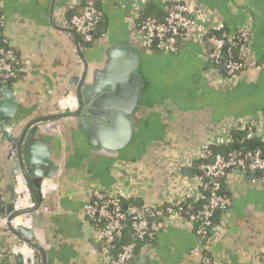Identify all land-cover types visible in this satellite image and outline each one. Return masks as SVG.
<instances>
[{
  "label": "crops",
  "instance_id": "0c3cea01",
  "mask_svg": "<svg viewBox=\"0 0 264 264\" xmlns=\"http://www.w3.org/2000/svg\"><path fill=\"white\" fill-rule=\"evenodd\" d=\"M151 1L154 14L162 10L161 4ZM196 1L207 10L213 26L223 24L231 33L246 28V58L264 65V0ZM134 3L102 2L101 35L93 47L81 48L70 29L71 17L81 11L78 0H0L6 20L0 43L12 47L21 62L11 85L18 102L15 120L25 116L23 125L56 120L62 99L75 103L82 81L88 86L104 71L109 49L124 45L143 51L131 27ZM204 50L188 42L177 54L144 51L139 65L142 101L134 118L133 135L138 137L117 155L92 148L77 118L61 119L60 137L46 135L37 141L35 157L47 150L55 175L44 182L42 203L26 227L34 230L37 243L47 247L48 264H108L112 259L104 253L98 225L86 215L93 189L164 207L191 190L194 162L208 145L227 141L233 129H249L251 138L264 140V67L215 85L207 74ZM4 136L0 132V204L9 203L13 168ZM188 166L195 169L193 177L183 173ZM225 188L231 206L209 243L204 245L184 218L158 219L153 225L154 242L136 245L133 264H201L197 250L212 264H261L264 177L232 171ZM0 244L3 253L10 255L8 264H14L11 238L1 234Z\"/></svg>",
  "mask_w": 264,
  "mask_h": 264
},
{
  "label": "built area",
  "instance_id": "2783aa9c",
  "mask_svg": "<svg viewBox=\"0 0 264 264\" xmlns=\"http://www.w3.org/2000/svg\"><path fill=\"white\" fill-rule=\"evenodd\" d=\"M78 1L81 11L71 17L70 29L86 44L94 43L95 31L104 16L100 4L104 1H112L116 5L122 6V0ZM155 1L162 5V10L165 12L160 17L146 16L151 4H153L151 0H136L131 9L132 31L145 52L177 54L184 44L188 42L198 43L205 48L204 56L207 62L211 64L207 74L215 85H225L240 73L264 67V65L246 58L244 52L249 40V32L246 28L237 31L239 40L245 44L240 52L242 59L240 61L234 60L231 49L227 51L229 59L224 52L225 40L216 35L208 36L210 30L219 32L224 30L225 26L223 24L213 26L210 23L212 19L207 10L200 6L196 0ZM5 24L6 20L1 17L0 28L4 27ZM20 64L17 52L7 44L0 43V84L2 86H11L15 82ZM219 66L223 67L225 74L219 71ZM60 103L61 111L71 105L65 99H62ZM231 142L229 135L227 141L213 144L223 146ZM208 147L209 145L201 151L196 161L211 155ZM200 169L204 172V177L196 174L190 185L191 190L174 202L168 200L164 207L124 206L121 201L124 197L93 189L90 203L86 207V215L99 227L98 236L103 245L104 253L109 254L110 248L113 245L117 246V241L123 236L127 228L130 229L132 237L137 242L148 243L155 237L150 220L155 218L167 220L174 215L186 219L193 225L199 239L209 243L212 240L213 232L216 230L211 225L213 216L217 211H227L231 206L230 197L221 192L222 179H227L228 174L232 171L245 174L257 172L261 174V177H264V157L261 152L234 153L227 158L218 155L214 162L202 164ZM21 184L25 186L23 180L18 178L16 181L15 210L33 209L31 194L26 186L23 190L19 189ZM193 204L202 205L195 212ZM32 214L33 212L21 215L13 220H10L8 215L0 214V235H8L11 238L13 241L12 256L21 254L25 259V264H27V260L31 261L30 264H35L34 254L36 251L20 239L10 229V226L13 229L19 226H27L31 223ZM210 230H213L211 235L209 234ZM136 245V243L130 242L117 246V253L108 264H133ZM196 255L201 257V264H212L211 259L203 257L198 250ZM0 264H4L1 252ZM261 264H264V246Z\"/></svg>",
  "mask_w": 264,
  "mask_h": 264
},
{
  "label": "water",
  "instance_id": "95a60500",
  "mask_svg": "<svg viewBox=\"0 0 264 264\" xmlns=\"http://www.w3.org/2000/svg\"><path fill=\"white\" fill-rule=\"evenodd\" d=\"M74 35L75 32H72ZM77 36V35H76ZM145 50L131 46H114L108 50V60L104 71L94 76L93 83L84 86L85 79L75 94V103L60 111L56 120H38L23 125L25 116L15 120L18 112V102L15 101L11 86L0 84V132L5 133L3 141L9 145L8 160L13 161L11 180L9 184V203L1 202L2 214L8 215L10 220L21 215L30 214L38 210L42 203V189L46 180L54 177V163L51 154L46 151L40 157H35L37 141L44 140L46 135H62V120L77 118L82 133L86 134L89 145L98 152L106 155H117L134 142L135 113L142 101L143 79L139 74V65ZM3 124H9L3 127ZM139 126V125H138ZM43 134V135H42ZM42 143V142H41ZM186 177H193L195 169L185 167ZM20 178L28 188L33 209L15 210L17 200L16 181ZM10 229L31 248L35 249V264H48L46 250L36 242L34 230L19 226ZM121 244V241H118ZM117 253V246L110 248L111 258ZM27 264L31 261L27 260ZM14 264H25L21 254L14 256Z\"/></svg>",
  "mask_w": 264,
  "mask_h": 264
},
{
  "label": "trees",
  "instance_id": "16d2710c",
  "mask_svg": "<svg viewBox=\"0 0 264 264\" xmlns=\"http://www.w3.org/2000/svg\"><path fill=\"white\" fill-rule=\"evenodd\" d=\"M101 7V4H100ZM153 10H155V7L153 4H151L150 9L147 11L146 16H156V17H160L162 15H164V11L159 9L158 13H153ZM3 15L0 13V18ZM104 21L105 18L103 16L101 22L99 23V25L97 26V29L95 31V42L91 43V44H86L84 41L81 40V38H79V44L81 46V48H89V47H93L96 44V41L98 40V36L101 35V28L104 26ZM3 28V27H2ZM2 28H0V30H2ZM212 35H216L219 38H222L225 40V45H224V52L226 54V56L229 58L227 51L229 49H231L232 51V56L233 59L236 61H240L242 59L240 52L242 51L243 47L245 46V44L239 40L238 34L237 32L235 33H231L229 29L224 28V30L222 31H213L210 30L208 33V36H212ZM156 53V52H154ZM230 59V58H229ZM207 67H210V62H207ZM219 71L222 74H225V70L223 69L222 66H219ZM241 74V73H240ZM144 92H146V87L144 89ZM249 129H244V130H237V129H233L230 133V138L232 140L231 143L227 144V145H223V146H217L215 144H211L208 147V150L211 152V155L208 158H200L199 160H197L195 162V168H196V174L198 176H203L204 177V172L200 169V166L202 164H207L210 162H214L216 156L220 155L224 158H227L230 154H234V153H247V152H261V155L264 157V140H261L259 138H251L249 136ZM259 176L261 177V174L259 173ZM225 183H226V179L223 178L222 179V193L229 196V194L226 191L225 188ZM1 186H2V176H1V167H0V198L2 196V191H1ZM230 197V196H229ZM123 205L125 206H132V205H136V206H142L144 205L143 201L140 199H125L123 198L122 200ZM204 202H206V200H204ZM202 204H193L194 210L195 212H197L200 208H201ZM163 211L164 209L161 208ZM225 213V211H217L215 213V215L213 216L212 220H211V225L214 228H216L220 222H221V217L222 215ZM0 214H2L1 212V208H0ZM155 222L151 221V227L154 231L153 225L157 222L158 218L154 219ZM213 230L209 231V234H212ZM155 238V237H154ZM121 241V244H126V243H130V242H134L136 244H143L144 242H137L133 237H132V233L130 231L129 228H127V230H125L123 236L119 239ZM118 240V241H119ZM117 241V246L119 247L120 244H118ZM154 242V239L150 240L148 243H152ZM205 245V242H203ZM1 245V244H0ZM0 252L4 258V264H8V260H10L8 254H4L2 251V247L0 246ZM203 254L206 255V251H203Z\"/></svg>",
  "mask_w": 264,
  "mask_h": 264
}]
</instances>
